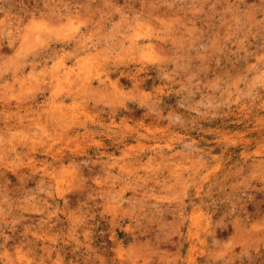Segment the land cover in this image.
<instances>
[{
	"label": "rangeland",
	"instance_id": "rangeland-1",
	"mask_svg": "<svg viewBox=\"0 0 264 264\" xmlns=\"http://www.w3.org/2000/svg\"><path fill=\"white\" fill-rule=\"evenodd\" d=\"M0 264H264V0H0Z\"/></svg>",
	"mask_w": 264,
	"mask_h": 264
},
{
	"label": "bare ground",
	"instance_id": "bare-ground-1",
	"mask_svg": "<svg viewBox=\"0 0 264 264\" xmlns=\"http://www.w3.org/2000/svg\"><path fill=\"white\" fill-rule=\"evenodd\" d=\"M135 43H137V42H135Z\"/></svg>",
	"mask_w": 264,
	"mask_h": 264
}]
</instances>
